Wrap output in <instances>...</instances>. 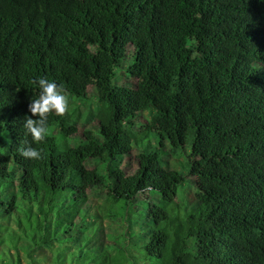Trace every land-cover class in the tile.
<instances>
[{"label": "trees", "instance_id": "16d2710c", "mask_svg": "<svg viewBox=\"0 0 264 264\" xmlns=\"http://www.w3.org/2000/svg\"><path fill=\"white\" fill-rule=\"evenodd\" d=\"M39 77L96 126L34 142ZM0 264H264V0H0Z\"/></svg>", "mask_w": 264, "mask_h": 264}, {"label": "rangeland", "instance_id": "374dc122", "mask_svg": "<svg viewBox=\"0 0 264 264\" xmlns=\"http://www.w3.org/2000/svg\"><path fill=\"white\" fill-rule=\"evenodd\" d=\"M116 73H117L116 78L112 80L113 84L117 82V84L119 85L130 86V87L134 85L131 82L132 77L129 75V73L122 75L120 70H116ZM125 77L127 79H125ZM94 90H95L94 87H92L91 92L89 94V98L86 101L74 103L71 99L68 98V105H67V109L65 112H68L74 115L73 120H74V124L76 125L78 131H82L84 128H94L96 126V118L92 114V112L94 111L93 109L96 106V97L94 94ZM55 137H56V140L58 141L59 149L62 148L63 142L70 143L71 141V139L67 137L66 139L62 140L63 142H61L58 135H55ZM75 142L76 141H72V145ZM161 158H162L161 160L162 164H166L167 168L178 169L182 166V162H183L182 160L186 159V155L183 152L181 154H178V157L177 155L175 157L168 156L167 162L163 159V155H161ZM192 195L194 196V188L191 185L190 181L187 180L184 182L183 187L179 190L177 197H175L176 201L180 203L181 211L186 210V209L188 210L192 206V204L194 203V198ZM104 228L105 229L100 231L101 240L105 238V233H108L111 236L112 234L113 236H115L116 234H120L119 233L120 229L118 228V225L116 226L113 224L105 225Z\"/></svg>", "mask_w": 264, "mask_h": 264}, {"label": "clouds", "instance_id": "9594fccd", "mask_svg": "<svg viewBox=\"0 0 264 264\" xmlns=\"http://www.w3.org/2000/svg\"><path fill=\"white\" fill-rule=\"evenodd\" d=\"M39 86V95L36 99L31 100L29 111L33 117H26L24 127L34 142H39L44 139V134L47 130L48 114L55 112L62 115L68 105V98L64 94L61 85L55 80H50L46 77H39L36 81ZM19 154L31 160L41 158V151L31 144L19 149Z\"/></svg>", "mask_w": 264, "mask_h": 264}]
</instances>
